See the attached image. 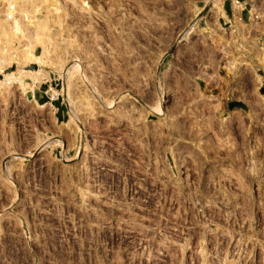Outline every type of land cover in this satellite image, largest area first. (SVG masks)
<instances>
[{
	"label": "rangeland",
	"instance_id": "374dc122",
	"mask_svg": "<svg viewBox=\"0 0 264 264\" xmlns=\"http://www.w3.org/2000/svg\"><path fill=\"white\" fill-rule=\"evenodd\" d=\"M34 1L0 0V57L15 56L4 63L1 60L0 66L5 65L6 72L17 71L19 66L34 72L38 64L25 53L28 48L48 61L42 67L46 74L42 81L35 85L25 78L30 86L21 79L5 86L0 68V264H182L180 257L183 264H198L196 252L203 231L212 240L210 246L222 239L219 249L223 256L232 255L238 264H263L261 250L253 263L249 249L253 238L249 237L257 238L259 244L264 241V204L235 193L231 176L226 173L264 170V162L257 157V151L264 154V0H239V9L235 0H219L218 9L209 0ZM12 2L16 11L10 7ZM179 2L189 5L190 16L183 13ZM9 7L10 17L6 13ZM195 7L200 8L197 13ZM248 10L258 17L250 19ZM13 16L21 17V23L28 27L26 33L14 31ZM184 20L186 27L196 22V33L179 42L173 39L167 48L163 46L160 38L178 34ZM130 31L135 36L130 37ZM222 32L226 39L218 34ZM126 37L131 38L130 49L124 46ZM77 51L101 91V104L126 94H131L130 98L122 99L116 109L105 108L95 102L92 87L82 85L81 79L73 85L70 78L60 75L57 55L64 57L63 68H69ZM160 53H164L161 64H156ZM231 64L235 66L229 70ZM146 66L152 71L147 77L138 73ZM186 77L191 79V87ZM158 84L164 89L163 104L170 114V109L185 104L187 109H179L191 115L185 130L189 135H174L171 129H163L161 139L181 144L177 153V144L169 147L167 142L162 151L161 146L153 145L155 139H161L153 132H143V116L148 111L143 98L151 101L145 94L157 89ZM69 88L73 89L74 104L80 108L85 128V134L77 132L75 142L73 132L65 126L72 111L66 97ZM193 89H200L201 94H194ZM85 90L90 92V102L96 108L88 106L83 97ZM58 92L59 97L50 101ZM237 101L240 103L234 104ZM218 104L219 114L225 119L236 114L238 144L230 135V122H225L223 134L221 125L210 128L205 119ZM129 106L136 107L132 114L128 113ZM254 110L262 113L255 117ZM158 121L156 115H151L149 127ZM205 126L209 128L208 141L230 146L229 166H211L210 171L221 170L222 175L210 172L206 178L190 172L200 170V152L205 156L214 154L207 151L214 145L205 144ZM60 139L65 147L57 143L37 150L40 143ZM184 139L192 140L191 147L180 143ZM82 146L84 151L78 159ZM233 148L242 159L234 157ZM214 149L218 153L216 146ZM181 151L193 157V168L179 163L182 160L175 154ZM31 152L34 156L29 157ZM15 153L24 158H14ZM231 158L238 161L234 168ZM243 158L248 160L246 167ZM7 162L12 168L9 180L3 171ZM184 169L186 173L180 172ZM162 170H169L170 175H159ZM242 176H237L240 182ZM236 230L239 240L241 236L248 238L242 258L234 254L236 236L230 237ZM220 231L229 236H217ZM183 240L189 247L182 252L178 247ZM158 241L168 246L156 249Z\"/></svg>",
	"mask_w": 264,
	"mask_h": 264
},
{
	"label": "bare ground",
	"instance_id": "6f19581e",
	"mask_svg": "<svg viewBox=\"0 0 264 264\" xmlns=\"http://www.w3.org/2000/svg\"><path fill=\"white\" fill-rule=\"evenodd\" d=\"M45 1V0H44ZM47 1V0H46ZM170 1H172V0H170ZM175 1V0H174ZM219 0H209L208 2H212L213 4H214V8H219L218 7V5H219V2H218ZM19 2V1H18ZM27 1H25V3H26ZM33 2H35L34 0H33ZM176 2V1H175ZM180 3V2H179ZM34 4H37V3H34ZM12 5H14L13 4V2H12V4L10 5V7L12 6ZM28 5V4H27ZM58 5V4H57ZM56 5V6H57ZM180 6H181V9L183 10V13H186V16H190V11H191V8L189 7V5L188 4H185V3H180L179 4ZM60 6V5H59ZM235 6H236V9H239L240 8V3H239V1H237V0H235ZM9 7V9H8V12H6V13H8L7 15H9V17H10V15L12 16V9ZM12 8H13V10H15L16 8H14V6H12ZM22 8V7H21ZM41 8V7H40ZM39 8V9H40ZM57 8H59V7H57ZM35 9V8H34ZM199 9L200 8H198V7H195V13H197L198 11H199ZM41 10V9H40ZM60 10H61V8H60ZM59 10V11H60ZM221 10H222V8H221ZM16 11V10H15ZM29 11H31L30 9L28 10V12ZM194 11V10H193ZM24 13H25V11H23ZM35 12V11H34ZM39 13H40V11H38ZM42 12V11H41ZM179 12H180V10H179ZM5 13V14H6ZM30 13V12H29ZM38 13V14H39ZM57 13V12H56ZM193 13V12H192ZM15 14V13H14ZM13 14V15H14ZM28 14V13H27ZM36 14V13H35ZM41 14H43V13H41ZM53 14V13H52ZM183 15V14H182ZM225 15V14H224ZM16 16V15H15ZM23 16V15H22ZM25 17V16H24ZM34 17V16H33ZM32 17V18H33ZM6 18H8V17H6ZM13 18H14V20H12L11 21V23H13V24H11V25H14L13 27H15V29H14V31H16L17 33H26V30L28 29V27H26V26H24L22 23H21V17L18 19V17H14L13 16ZM27 18V17H26ZM29 18V17H28ZM30 18H31V15H30ZM31 18V19H32ZM45 18V17H44ZM37 19H38V17H37ZM41 19H43V17L41 18ZM47 19V18H46ZM57 19V18H56ZM23 20V19H22ZM35 20V19H34ZM44 20V19H43ZM43 20H41L42 22H43ZM60 20V19H59ZM30 21V20H29ZM33 21V20H32ZM31 21V22H32ZM37 21V20H36ZM185 21V20H184ZM187 21V20H186ZM186 21L185 22H181V29L178 31L179 33L177 34V33H170L171 35H169V36H166V35H163V37H161L160 38V41H161V43L163 44V46H165L166 48L169 46V44H170V42L171 41H173V39L176 41V42H179V41H181V40H183V39H185L186 40V38H189V36H190V34H192L193 32L194 33H196L195 31H197V29H196V22L195 23H192V24H189V26H188V24H187V27H186ZM1 22V21H0ZM30 22V23H31ZM35 22V21H34ZM33 22V23H34ZM38 22V21H37ZM40 22V21H39ZM45 22V21H44ZM44 22H43V24H42V26L44 25ZM61 22V21H60ZM59 22V23H60ZM122 22V21H121ZM120 22V23H121ZM4 23V22H3ZM2 23V24H3ZM41 23V22H40ZM47 23V22H46ZM178 23H179V21H178ZM214 23V22H213ZM29 24V23H28ZM39 24V23H38ZM38 24H36L37 26H38ZM123 24V23H122ZM121 24V26L119 25V27H120V29H121V32H120V34H119V36H121V38L122 37H124V36H122L124 33H123V31H124V29H123V26L124 25H122ZM206 24L207 25H210V22L208 21V22H206ZM26 25V24H25ZM33 25V24H32ZM41 25V24H40ZM39 25V27H42V26H40ZM61 25H62V22H61ZM60 25V26H61ZM149 25V24H148ZM151 25V24H150ZM35 26V25H34ZM44 26H46V25H44ZM219 26V25H218ZM4 27V26H3ZM8 27V26H7ZM12 27V28H13ZM48 27V26H47ZM46 27V28H47ZM64 27V26H63ZM152 27V26H151ZM177 27V26H176ZM179 27V26H178ZM217 27V26H216ZM215 27V28H216ZM118 28V27H117ZM125 28V27H124ZM165 28H167V27H165ZM164 28V29H165ZM218 28V27H217ZM130 29V28H129ZM155 29V28H154ZM153 29V30H154ZM157 29V28H156ZM159 29V28H158ZM161 29V28H160ZM164 29H162L163 31V33L165 32V30ZM3 30V29H2ZM42 29H40L39 30V28H38V31H41ZM47 30V29H46ZM131 30V29H130ZM14 31H12V32H14ZM32 31V30H31ZM34 31H35V29H34ZM133 31V30H132ZM137 31V30H136ZM152 31V30H151ZM174 31V30H173ZM220 31V30H219ZM7 32H9V31H7ZM11 32V33H12ZM45 32V31H44ZM16 33V34H17ZM38 34H39V32H37ZM130 33H131V35H130V37H132L133 35H134V32H131L130 31ZM129 33V34H130ZM8 34V33H7ZM14 34H15V32H14ZM15 34V35H16ZM36 34V33H35ZM45 34V33H44ZM136 34V33H135ZM166 34V33H165ZM168 34V33H167ZM175 34H177V37H176V35ZM218 34H220V37L222 38V39H226V37H225V33L224 32H222V33H218ZM21 35V34H20ZM19 35V36H20ZM26 35V34H25ZM39 36H40V34H39ZM127 36V35H126ZM135 36V35H134ZM30 37V36H29ZM28 38V37H27ZM127 39H125L126 40V43L124 44V46L125 47H127L128 49H130L129 47H131L132 46V43H131V38H129V37H126ZM151 39V38H150ZM9 40V39H8ZM36 40V39H35ZM27 41H28V39H27ZM31 41V40H30ZM34 41V40H33ZM32 41V42H33ZM123 41V40H122ZM173 43V42H172ZM30 44V43H29ZM33 44V43H32ZM71 44H74V42L72 43V42H70V44L69 45H71ZM10 45V44H9ZM28 45V44H27ZM66 45H67V43H66ZM60 46V45H59ZM74 46V45H73ZM75 46H76V44H75ZM74 46V47H75ZM196 46V45H195ZM198 46V45H197ZM196 46V47H197ZM28 47V46H27ZM158 48H159V46H157ZM156 47V48H157ZM190 47V46H189ZM59 48V47H58ZM60 49H61V46H60ZM75 49H77L78 50V46L75 48ZM190 49H191V47H190ZM16 50V49H15ZM59 50V49H58ZM66 50V49H65ZM132 50V49H131ZM5 51V50H4ZM8 51V49L6 50V52ZM10 51V50H9ZM60 51V50H59ZM154 51V50H153ZM159 51V50H158ZM184 51H185V49H184ZM79 51H77L76 53L77 54H74V61H73V64L69 67V68H63V66H64V64H63V66H62V62H64L63 60V56H61V54H58L57 56L58 57H60V61L58 60V62H59V72H60V75H64V77H67V78H70V80L72 81V84L74 85V84H77L78 85V83L80 82V83H82V85L84 84L86 87H92V91H93V93L94 92H96V99L97 100H95V102L97 101V104L98 105H100L101 104V102H102V94H101V91L99 90V88H96L95 87V83H94V81H93V78L92 77H90L89 75H88V73H87V71H86V67H84V65H83V60H82V58H81V56L79 55V53H78ZM133 52V51H132ZM148 52V51H147ZM160 52V51H159ZM158 52V53H159ZM162 52V51H161ZM181 52V51H180ZM25 53L26 54H29V55H31L30 57H33L32 59H34L33 61H35V63H37L38 64V68L35 70H33L34 72H32L31 70H28V69H26V66H23V67H21V66H19V68H17L18 70L17 71H10V72H6V70H5V65H2V63H1V65L2 66H0V68H1V71H2V73H4V75H5V78L2 80V84L4 83V85L5 84H8V85H10V83H12V81L14 80V79H21V80H23V84L25 85V84H27L28 86H30V84H28L27 83V81H25V78H28V79H30V80H33L34 82H35V85H36V83L37 82H40V81H42V79H43V77H45L46 76V74L43 72V70H42V67L45 65V64H48V61H46V59H45V57H43L42 55L40 56V55H38V54H36L35 52H34V50L33 49H31V48H28V49H26L25 50ZM138 53V52H137ZM184 53V52H183ZM192 53V52H191ZM46 54V53H45ZM65 54V53H64ZM132 54V53H131ZM134 54V53H133ZM161 54V53H160ZM15 55V54H14ZM28 55V56H29ZM163 55H164V53H162L161 54V58H160V60H158V61H160V62H157L156 64H161V60H162V57H163ZM7 57V61H9L10 59L9 58H15V56H11V54H10V56H8V54L6 55ZM5 56H3V57H0V61L1 62H3V60H4V62L6 61L5 59L6 58H4ZM30 57H28V58H30ZM158 57V56H157ZM16 58H18L17 56H16ZM27 58V57H26ZM202 58V57H201ZM29 60V59H28ZM126 60V59H125ZM143 60V59H142ZM12 61V60H11ZM31 61V60H30ZM66 61V60H65ZM200 61V60H199ZM3 62V63H4ZM21 62V61H20ZM19 62V63H20ZM147 62V61H146ZM146 62H145V64H146ZM216 62V61H215ZM12 63V62H11ZM65 63V62H64ZM230 63V62H229ZM153 64V63H152ZM22 65H24V64H22ZM149 66V65H148ZM153 66V65H152ZM159 66V65H158ZM235 66V65H234ZM233 66V64H231L230 66H228L229 68V70H232V68L234 67ZM140 70H138V73L139 74H141V75H143V76H150L151 74H152V71H150V69L146 66V68L144 67V68H139ZM89 72V71H88ZM67 75V76H66ZM166 76H165V79L166 80H168V79H170L169 77V75L166 73L165 74ZM144 78V77H143ZM78 79H81L78 83H77V80ZM162 80V79H161ZM166 80H163V81H166ZM191 79L188 77H186V84L189 86V87H191V81H190ZM169 82H171V81H169ZM159 85V84H158ZM5 86H7V85H5ZM4 86V87H5ZM26 86V85H25ZM81 86V85H80ZM167 87H168V85H166ZM9 87V86H8ZM173 87V86H172ZM79 88V87H78ZM157 89H154V91H152L151 93H148V94H145V96L147 95L148 96V98L149 99H151V101L149 102V101H147V100H145V98H143L144 99V106L148 109V111L146 112V114L143 116V119L146 121H144L145 122V126H144V128H145V130L143 131L144 133L146 132V131H150V132H153V135L155 134V136L157 137L158 136V138L159 139H161V137L162 136H164L163 135V129L166 127V129L168 128V129H171L172 130V132L174 131V135H175V133H177V135H180V136H184V135H186L185 134V130H186V126H188V120H189V122L191 121V119H190V117H191V115L187 112V110L185 111H181L179 108H182L181 106H180V104H176L177 106L175 107V108H173V110H171L170 109V111H171V114L169 113V110H167V109H165V107H164V104H163V100H164V92H163V90H162V86H161V84L158 86V87H156ZM165 88V87H164ZM4 89V88H3ZM25 89H27V88H25ZM73 89H74V87H73ZM72 88H69V90H67V93H66V97L70 100V104H71V108H72V111H71V118H70V121H69V123H67V124H65V126H66V128L67 129H69V131L71 132H73V136L74 137H72L73 138V141L76 139V135H77V132L78 131H82V133H84L85 134V128H83V126H82V124H81V122H82V120H81V117H80V114H79V109L77 108V105H75L74 104V96H73V92H72V90H73ZM98 89V90H97ZM82 90H84V89H82ZM90 90V89H89ZM153 90V89H152ZM166 90V89H165ZM200 90V89H199ZM199 90H191V92H193L194 94H195V92H197V93H200V91ZM0 91H2V90H0ZM7 91V90H6ZM78 91V90H77ZM76 91V92H77ZM86 91V90H85ZM84 91V92H85ZM177 91V90H176ZM5 92V91H4ZM89 91H86V94L83 96V97H86V101L88 102V106H92V109H94V108H96V105H95V107L92 105L93 103L92 102H90L91 101V98L89 97ZM191 94V93H190ZM193 94V95H194ZM201 94V93H200ZM199 94V95H200ZM3 95V94H2ZM130 96H131V94H126L125 96H121V97H119L118 99H112V100H109L108 102H107V104H104V103H102L101 105L103 106V107H105V108H109V109H116L117 108V105H118V103H121L122 102V99L124 100V99H129L130 98ZM147 96H146V99H147ZM187 97V96H186ZM195 99V98H194ZM182 100H183V98H182ZM181 100V101H182ZM198 100V99H197ZM185 101V100H184ZM183 101V102H184ZM183 102H181V103H183ZM165 103V102H164ZM195 103H196V100H195ZM258 104H261L260 102H257ZM96 104V103H95ZM202 105V104H201ZM219 105L220 104H218V105H216L214 108H212V110H211V112L209 113V115L207 116V118H205L206 120H207V122H208V124L209 125H211L210 126V128L213 126V125H215V124H219V125H221V128L219 129L222 133H223V129H224V131L226 130V123L225 122H230V121H233L234 122V120H232V118H233V116H235L236 114H230V116H229V118H227V119H225V116H223V115H221V114H219V111H218V109H219ZM90 106V107H91ZM233 106V105H232ZM98 107V106H97ZM130 107V106H129ZM185 107V104H183V108ZM245 106H244V104H243V106H242V108H244ZM183 108H182V110H183ZM186 108V107H185ZM187 109V108H186ZM247 109V108H246ZM136 110V107L135 106H132V107H130V109H129V111L130 112H128V113H130V114H132L134 111ZM248 111H249V109H247ZM213 111V112H212ZM257 110H254L253 111V113H252V115H254L255 117H257V116H259V114H261L262 112L261 111H259V112H256ZM142 112H143V110H142ZM127 113V112H126ZM167 114V116L169 117V118H171L170 120L167 118V116H165ZM217 114H219L220 115V118H218L216 115ZM239 114V113H238ZM124 115V114H123ZM151 115H156L158 118H159V121L156 123V124H154L155 126L153 127V128H151V127H149L150 125H149V119H150V116ZM201 116H203V115H201ZM242 116V115H241ZM241 116H237V117H239L240 119H242L241 118ZM243 117V116H242ZM203 118V119H204ZM221 119V120H220ZM259 119H261V118H259ZM243 120V119H242ZM144 122H143V124H144ZM210 122V123H209ZM241 123V122H240ZM264 123V122H263ZM190 124V123H189ZM202 124V123H201ZM206 124V123H205ZM243 124V123H242ZM191 125V124H190ZM209 125H208V127H209ZM203 126H204V123H203ZM229 126V125H228ZM189 127V126H188ZM192 127V126H191ZM214 127V126H213ZM231 127V126H230ZM242 128H243V126H241ZM194 128V127H193ZM228 128V127H227ZM242 128H241V130H242ZM174 129V130H173ZM209 129V128H208ZM214 129V128H213ZM170 130V131H171ZM195 130V129H194ZM244 130V129H243ZM219 131V132H220ZM71 132V133H72ZM189 132V131H188ZM227 132H228V130H227ZM226 132V133H227ZM147 133V132H146ZM203 134V133H202ZM229 134V133H228ZM232 134V133H231ZM176 135V136H177ZM220 135H221V133H220ZM166 136H169V135H166ZM172 136V135H171ZM171 136H170V138H171ZM194 136V135H193ZM197 136V135H196ZM175 137V136H174ZM85 138H87L86 137V135H85ZM178 138V137H177ZM176 139V138H175ZM86 140V139H85ZM248 140V139H247ZM244 141V140H243ZM75 142V141H74ZM57 143H59V144H61L62 146H64L65 147V144H64V142H63V140L62 139H60V140H53V141H48V142H46V143H40L38 146H37V150H45L47 147H52V146H55V144L57 145ZM244 144V143H243ZM83 145V144H82ZM85 145V144H84ZM83 145V146H84ZM87 145H88V143H87ZM87 145L85 146V152H87ZM229 145V144H228ZM232 145V144H231ZM234 145V144H233ZM233 145L231 146V148L233 147ZM83 146H82V148L77 152V157L76 158H78V159H80L82 156H81V154H82V150H83ZM89 146V145H88ZM207 146H208V143H207ZM207 146H206V148H207ZM241 146V145H240ZM170 147V146H169ZM176 147H178V149L177 148H175V146H174V148L176 149V150H179V147H181V144H177V146ZM182 147H183V145H182ZM213 147V146H212ZM230 147V146H229ZM228 147V148H229ZM87 148V149H86ZM187 148H189V147H187ZM186 148V149H187ZM213 148H215V146L213 147ZM235 148H237V146H236V144H235ZM235 148H233L232 150V153L234 154L235 153V156L234 157H236V156H238V157H240V155L238 154H236V149ZM241 148H243V147H241ZM244 149H245V147H244ZM173 150V149H172ZM171 150V151H172ZM175 150V152H177ZM182 150V149H181ZM204 150V149H203ZM84 151V150H83ZM192 151V150H191ZM238 151V150H237ZM242 151H244V150H242ZM241 151V152H242ZM248 151V150H247ZM250 151V150H249ZM80 152V153H79ZM179 152H180V150H179ZM245 152V154H246V151H244ZM238 153H239V151H238ZM243 153V152H242ZM248 153H250V152H248ZM20 154H17V153H15L14 154V158H24V157H22V156H19ZM86 155V154H85ZM172 155H173V153H172ZM232 155V154H231ZM17 156H19V157H17ZM29 157H31V156H34V153L33 152H31L29 155H28ZM233 156V155H232ZM231 156V157H232ZM245 156V155H244ZM86 157V156H85ZM247 157V156H246ZM75 158V159H76ZM84 158V157H83ZM237 158V157H236ZM239 159H242V157H240ZM244 159V158H243ZM248 159V158H247ZM252 160V159H251ZM250 160V161H251ZM159 161V160H158ZM231 161H232V165H233V168H234V166H236V165H234V162L235 163H237L238 161L236 160V159H234V158H231ZM248 161V160H247ZM157 162V161H156ZM166 162V161H165ZM251 162H253V160L251 161ZM241 169V168H240ZM237 170H239V169H237ZM3 171H4V173H5V176H7L8 177V180L9 179H11V171H12V168H11V165L7 162V164H4V166H3ZM163 171V170H162ZM4 173H3V175H4ZM2 175V176H3ZM5 179V178H4ZM11 181V180H10ZM9 182V181H8ZM12 183H14L13 181H11ZM10 183V182H9ZM204 191V190H203ZM205 192H207L208 193V191H205ZM225 198H227V200H229V196H225ZM203 233H204V231H203ZM230 236H233V234H231ZM242 237V236H241ZM244 237V236H243ZM246 238V237H245ZM245 238H241L240 240H245ZM241 243H242V248H241V250L245 247L244 246V243H245V241H241ZM185 244H187V242H183V243H181V249H182V251H184L183 250V246L185 245ZM202 249H203V247L201 246V248L200 249H198V251H200V252H202ZM203 253V252H202ZM202 256V255H201ZM183 261V262H182ZM228 261V262H227ZM180 262H182V264L184 263V259H183V257H181L180 258ZM202 263L201 264H203V262H204V256L202 257V261H201ZM221 264H238L235 260H233V259H225V260H223V262L221 263Z\"/></svg>",
	"mask_w": 264,
	"mask_h": 264
},
{
	"label": "flooded vegetation",
	"instance_id": "af4514ba",
	"mask_svg": "<svg viewBox=\"0 0 264 264\" xmlns=\"http://www.w3.org/2000/svg\"><path fill=\"white\" fill-rule=\"evenodd\" d=\"M207 110L209 111V109H207ZM210 110H212V109H210ZM206 115L207 114H204V116H206ZM232 120H234V122L230 121L231 129H229V130L232 132V134H230V135H231V137H234L233 141L236 144H238L239 143V139H238L239 138L238 137L239 136L238 135V119L235 116H233ZM215 125L217 126V124H215ZM204 129H205V132H204L203 136L206 137L204 139L205 140V144L212 143L214 146H216V150H217L218 153L215 152L214 148H211L209 150L207 149L208 153H211V152L214 153V154H209L208 156H205L204 153L200 152L201 154L198 155L200 160L202 161L200 170H192L190 172L200 173V174H202L201 176L204 177V178H206L210 172H216L217 174H221L222 175V171L221 170L210 171L209 168L211 166H216L217 168H222V167H228L229 166L228 159L230 157L227 156L228 148H227V146L224 147V146H221L220 144L217 146L215 141H212V142L208 141L207 137H208L209 129H207L206 126L204 127ZM210 130H212V129H210ZM186 134L189 135L188 132ZM179 141H180V143H183L187 147H191V144H192V140L191 139H184L183 140L184 142H182L181 140H179ZM163 142H164V144H162ZM167 142H170V144H169L170 147L173 146V145L178 144V142H175L174 140L166 141V139L162 138L161 141L158 140V139H155V143L153 145L161 146L160 150L163 151L164 146L167 144ZM177 152H175V153H177ZM181 152H182L181 154H183V156H180L181 154H178V155L175 154L176 158L182 160V162L179 161V163L181 165H184L183 166L184 168H193V166H192V164H194V162L192 160L193 157L188 152H185V151H181ZM171 157L173 158L172 155H171ZM257 157H258V160H262L264 162V154L261 155V154H259V151H257ZM173 160H174V158H173ZM246 162H247V160H245V159L242 161L244 167H246ZM153 167H156V166L154 165ZM180 172L186 173V170L184 169V170H181ZM226 174L231 176L230 179H232L231 181L233 182V188H235V190H233V191L235 193H238L241 196H244L245 198L247 197L248 201L256 202L259 205L260 204H264V170H259V171H256V172L243 170V171H240V172L236 171L235 173H226ZM241 174L243 176H242V181L240 182L239 178L237 176H239ZM159 175L169 176L170 172H169V170H165V171H162V172L159 171ZM179 193H181V190H179Z\"/></svg>",
	"mask_w": 264,
	"mask_h": 264
},
{
	"label": "built area",
	"instance_id": "2783aa9c",
	"mask_svg": "<svg viewBox=\"0 0 264 264\" xmlns=\"http://www.w3.org/2000/svg\"><path fill=\"white\" fill-rule=\"evenodd\" d=\"M237 1H239V0H237ZM231 5H232V1H231ZM245 8V6H243L241 9H240V11L242 12V10ZM248 14H250V19L251 18H256V17H258L257 15H256V13L255 12H251V10H248ZM240 18H242V15H240ZM60 92H58L57 94H56V96L53 98V97H50V101H52V100H54V99H56V98H58L59 97V94ZM223 231V230H222ZM222 231H220V233H218V234H216L217 236H220V237H223V236H229V234L228 233H225V232H222ZM239 230H236V231H234L233 232V236H236V238H234L233 240H236L234 243V245H237V250H236V252L234 253V254H239V256L238 257H244V252H246L247 251V249H246V246H247V237L245 238V237H241V238H245V240H239L238 239V237H239V232H238ZM207 231H204V233L201 235V238H200V244H199V247H198V249H200L201 248V246L203 247V249H204V251H203V253L202 252H200V251H198V252H196L197 254H198V257L200 258V261H199V263L198 264H201L202 262V257L204 256V262H203V264H221L222 262H223V260H225L226 258L227 259H232L231 258V256L232 255H229L230 257H227L226 255H222V253L220 252V249L219 248H221L220 246V243H222V239H219L218 241H215V243H214V245H212V246H210V243H211V239H209V237L207 236V233H206ZM253 234H254V232H253ZM253 234H251V236L253 235ZM207 236V237H206ZM254 236V235H253ZM231 237V236H230ZM253 238V242H251L250 243V252H251V257H252V259H253V263L255 262V257H256V253L259 251V250H261V251H263L262 252V257H263V264H264V241H260V244L258 243V242H255L256 241V239L257 238H255V237H249V240H251V239ZM187 241V240H186ZM241 241H245V243H244V248L241 250V248H242V243H241ZM182 242H185V240H183V241H181V242H179V247H178V249H179V251H182V249H181V243ZM219 243V244H218ZM161 245H163L160 241H158V245H157V247H156V249H159L160 248V246ZM218 245V246H217ZM163 246H165V247H167L168 246V244H166V245H163ZM187 247H189V243L188 244H185V247H184V249L183 250H185V249H187ZM183 252V251H182ZM202 255V256H201ZM181 256H182V254H181ZM237 257V256H236ZM181 258V257H180ZM234 260V259H233Z\"/></svg>",
	"mask_w": 264,
	"mask_h": 264
},
{
	"label": "water",
	"instance_id": "95a60500",
	"mask_svg": "<svg viewBox=\"0 0 264 264\" xmlns=\"http://www.w3.org/2000/svg\"><path fill=\"white\" fill-rule=\"evenodd\" d=\"M239 103H240V102H238V101H237V102H236V103H234V104H237V105H238Z\"/></svg>",
	"mask_w": 264,
	"mask_h": 264
},
{
	"label": "crops",
	"instance_id": "0c3cea01",
	"mask_svg": "<svg viewBox=\"0 0 264 264\" xmlns=\"http://www.w3.org/2000/svg\"><path fill=\"white\" fill-rule=\"evenodd\" d=\"M240 2V1H239ZM241 3V2H240ZM233 5H234V1H233Z\"/></svg>",
	"mask_w": 264,
	"mask_h": 264
}]
</instances>
